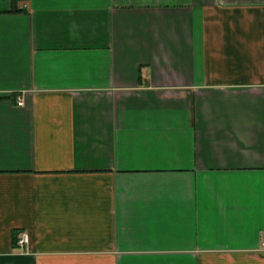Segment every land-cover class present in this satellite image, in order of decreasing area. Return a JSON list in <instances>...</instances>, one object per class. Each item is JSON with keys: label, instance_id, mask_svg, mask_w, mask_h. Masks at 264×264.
<instances>
[{"label": "crops", "instance_id": "1", "mask_svg": "<svg viewBox=\"0 0 264 264\" xmlns=\"http://www.w3.org/2000/svg\"><path fill=\"white\" fill-rule=\"evenodd\" d=\"M263 239L264 0H0V264H264Z\"/></svg>", "mask_w": 264, "mask_h": 264}, {"label": "built area", "instance_id": "2", "mask_svg": "<svg viewBox=\"0 0 264 264\" xmlns=\"http://www.w3.org/2000/svg\"><path fill=\"white\" fill-rule=\"evenodd\" d=\"M16 104L18 106H23L24 105V100L22 99V97H20V96L16 97ZM27 241H28L27 235L25 233H21L17 243H18L19 246H24ZM261 245H262V248L264 249V239L262 240Z\"/></svg>", "mask_w": 264, "mask_h": 264}, {"label": "trees", "instance_id": "3", "mask_svg": "<svg viewBox=\"0 0 264 264\" xmlns=\"http://www.w3.org/2000/svg\"><path fill=\"white\" fill-rule=\"evenodd\" d=\"M12 97H13V100H15L16 97H17V95L16 94L15 95L13 94ZM19 233L20 232H16V236H15L16 237V239H15L16 244H17V236H18Z\"/></svg>", "mask_w": 264, "mask_h": 264}]
</instances>
